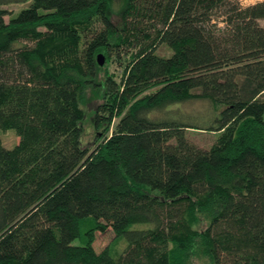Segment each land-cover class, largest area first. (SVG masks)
<instances>
[{"label": "trees", "instance_id": "obj_1", "mask_svg": "<svg viewBox=\"0 0 264 264\" xmlns=\"http://www.w3.org/2000/svg\"><path fill=\"white\" fill-rule=\"evenodd\" d=\"M13 1L29 3L0 8V130L18 137L0 135V264H183L195 245L209 264H264V0H125V29L156 22L150 43L117 31L113 0ZM131 47L117 79L100 74L99 52ZM191 129L216 135L200 147ZM108 227L117 253L93 248Z\"/></svg>", "mask_w": 264, "mask_h": 264}, {"label": "rangeland", "instance_id": "obj_2", "mask_svg": "<svg viewBox=\"0 0 264 264\" xmlns=\"http://www.w3.org/2000/svg\"><path fill=\"white\" fill-rule=\"evenodd\" d=\"M5 1V0H4ZM8 2L0 4L1 9L7 10V14L3 16L5 21H8V19L15 15L21 8L28 5L29 1L24 2H15L13 0H6ZM255 1L260 0H240L243 4H249L253 3ZM110 16L112 20L114 21L117 31L122 32V28L125 29V22L123 20L124 17V11H125V0H113L110 4ZM126 20V18H125ZM128 20V19H127ZM133 23L128 27V29H125V33L131 34V36H136L137 33L140 31H145L147 34V43H150L151 41H154L156 39V33H157V25L156 22L152 19H150L147 16H143L142 18L140 16L136 17ZM131 21V22H132ZM259 23L261 25H264V19H260ZM133 28V29H132ZM139 35V34H138ZM143 42V43H144ZM154 50L155 53L161 56H167L171 53L170 49L163 43L157 42L154 43ZM135 48L131 47L128 52L130 54L125 55L124 53L120 54V57L122 59H118L116 57H106V54L99 52L98 54H101L103 57V64L99 65L100 68V74L105 75L106 72H110L114 77L116 76V79L118 78L117 73L118 70H120V65L122 64L123 60L132 58L135 52ZM120 60V61H118ZM100 93L97 89L93 88L92 86H86L84 93L82 95V107L84 110V118L81 122L82 126V144L90 147L95 139H96V133L97 130H95L93 126V113L95 106L100 102ZM185 108L189 111H197L199 109H204L203 105L201 103H196L192 105H187ZM99 131V130H98ZM0 135L2 142L5 146L11 147L17 142V135L15 134L13 129H5L0 130ZM216 133L206 130H198V129H191L187 130V136L188 138L193 141L195 144H197L200 147H208L211 142L214 140ZM205 221L200 220L199 224H197V228H203L205 226ZM138 225V224H135ZM87 224H83L81 226V231L83 229L87 228ZM94 238H93V248L96 251H100L101 249L105 247H109V249L113 253L119 252L124 247V240L120 238H115L113 231L108 227L104 231H94ZM74 244H80L81 241L79 238H76L73 240ZM183 264H209V259L207 258L206 254L203 253L202 248L198 245H195L192 249H190L187 253L183 255L182 259Z\"/></svg>", "mask_w": 264, "mask_h": 264}, {"label": "water", "instance_id": "obj_3", "mask_svg": "<svg viewBox=\"0 0 264 264\" xmlns=\"http://www.w3.org/2000/svg\"><path fill=\"white\" fill-rule=\"evenodd\" d=\"M103 57H102V55L101 54H97V62H98V64L99 65H101V64H103Z\"/></svg>", "mask_w": 264, "mask_h": 264}]
</instances>
